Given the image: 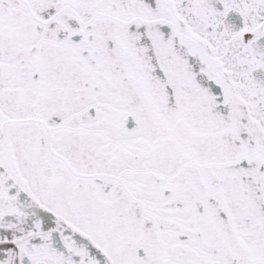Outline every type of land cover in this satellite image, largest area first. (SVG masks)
I'll use <instances>...</instances> for the list:
<instances>
[{"label": "snow or ice", "instance_id": "snow-or-ice-1", "mask_svg": "<svg viewBox=\"0 0 264 264\" xmlns=\"http://www.w3.org/2000/svg\"><path fill=\"white\" fill-rule=\"evenodd\" d=\"M0 264H264V0H0Z\"/></svg>", "mask_w": 264, "mask_h": 264}]
</instances>
